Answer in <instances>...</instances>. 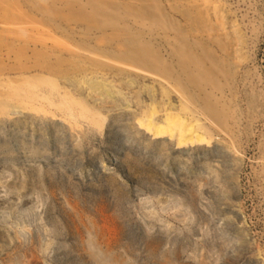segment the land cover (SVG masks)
Wrapping results in <instances>:
<instances>
[{"label": "rangeland", "instance_id": "obj_1", "mask_svg": "<svg viewBox=\"0 0 264 264\" xmlns=\"http://www.w3.org/2000/svg\"><path fill=\"white\" fill-rule=\"evenodd\" d=\"M93 1L70 0L60 17L50 14L64 41L55 48L47 22H41L47 31L39 24L35 33L31 23L2 21L0 34L38 39L30 40L27 56L42 54L45 45L63 68L76 54L84 65L116 69L124 51L157 50L188 84L196 98L191 106L205 111L212 123L202 120L216 138L208 148L174 149L167 138L135 127L132 103L101 112L102 128L80 124L28 99L33 92L13 69L14 93L0 86V101L5 94L14 104L0 109V264H264V0ZM118 2L123 10L115 9ZM64 29L75 32L72 43ZM73 42L108 53L80 54ZM149 69V77L129 76L153 86L155 103L179 106L182 95L167 84L178 87L175 77ZM213 104L220 117L207 113ZM108 128L115 134L112 150Z\"/></svg>", "mask_w": 264, "mask_h": 264}, {"label": "bare ground", "instance_id": "obj_2", "mask_svg": "<svg viewBox=\"0 0 264 264\" xmlns=\"http://www.w3.org/2000/svg\"><path fill=\"white\" fill-rule=\"evenodd\" d=\"M69 1L70 0H0V22H2V21L3 22L9 21L12 23L13 22L14 23L19 22V24L20 23L27 24L28 26L32 24L33 26H31V27H33V28H31L30 26L28 28L35 30V33H36V31L37 32L39 31V24L42 26V27H40V30L44 28V26H43V24H41V22H47L46 24L48 26L50 25L53 28L52 29V28L48 27L51 29V30L49 29L48 32L49 33L52 32V35H49V37L50 36L52 37V39L50 40V43L53 41L52 45L51 44L50 45H51V47L55 48V47H57L55 45L62 44L63 38L56 35L57 31L58 32L61 31L59 29L60 26L56 25V23L53 22L56 17L52 18L50 16V14H52L54 16L57 15L60 17L62 12H63V10L60 7L63 6L64 2L69 3ZM84 1L88 2V4L91 6L95 2L93 0H91V1L84 0ZM96 1H98V0H96ZM162 1L168 2V0H162ZM176 2L177 1H175V3ZM167 5H169V4L167 3ZM117 7H115V9L123 10L120 8L121 5L119 4V2L117 4ZM170 7L171 6H169V9H170ZM171 9H172V7H171ZM172 10H174V9H172ZM186 13H189V12L186 11ZM146 14H147L146 15L147 17H145V19L151 20L153 18L152 14L150 12L147 11ZM162 15L163 14H160L159 19L156 16L159 21H161V19L164 17ZM39 16H40V18H39ZM14 23H13V25H14ZM29 23H31V24H29ZM3 27H1V31H2ZM18 29H20V27ZM18 29H17V32L18 31L22 32V30H18ZM23 30H24V27H23ZM43 30H46V29H43ZM62 31L65 32V34L61 33V35L65 37V40L67 42L72 43V38H74L75 32H70L69 29H68V31H66L65 29ZM116 31H118V30H116ZM10 33H13V31ZM14 33H16V32H14ZM18 33H17V35L21 34V33H19V34ZM23 33H25V32H23ZM30 33H31V31H30ZM40 33H42V32H39L37 34L40 35ZM43 33H45V32H43ZM37 34H35V35H37ZM14 35H16V34H14ZM22 35H25V34H22ZM45 35L48 36V34H46V33H45ZM6 36L7 35L0 34V48H1V46H3V44L6 45L4 53L0 49V86L1 87L7 86V89H9V94H13L14 93L13 91L16 87L13 83L15 78H13L12 76H8V74L13 69L16 68L18 70L16 73L18 75L17 78L21 81V84H23L31 92V95L33 92L34 96L32 95L31 97H28V99L31 98L32 100L34 99L35 101H40V102H42L43 105L45 104L47 107H53V108L55 107V108H57L56 110L58 112H60V113H62V115H64L63 117H71V119L74 121L78 119L80 124L82 123V121L83 122L86 121V122H89V124L95 123L97 125L96 128H99V127L102 128V126L105 125V123H106V121H105L106 115L104 117L103 116L101 117L100 116L101 112H104L106 110L108 112V114H110L109 113L110 111L112 112V111L117 110V109H121V108L124 109L125 108V110H126L127 107H129V105L132 103V106L135 107V110L132 109L130 111H133V113H134V115H132V116H134L133 118H134V123L136 125L135 127L142 130L144 133H146V135H149L153 139L167 138V140H170V143L172 144L174 149L192 148V147H201V146L208 148L211 146L214 139L216 138L215 134H213L212 128L207 126L208 124L202 120L201 115H203V117H205L203 119H207L209 121L208 123H212L206 117L205 111L201 107H198V110H196L197 108L195 109L194 106L193 107L191 106L190 103L194 104V101H196L195 100L196 98H195L194 94H191L192 92H189L188 84H186L183 80L178 78V76H177L178 74L176 72H175L176 76H174L173 68L170 65H167L166 63L162 62V57L160 56V53L157 50L147 49L146 51H144L143 47L141 45H139L138 48L133 47L130 50L122 52L121 56L117 58V61L115 58L116 62L115 61L114 62L116 64L115 63H113V64L116 65V69H112L111 66L107 67L108 65L103 66V67L84 65V63L81 60H77L76 55L79 56V54L75 53L77 50L81 49V48H79L80 46L75 44V42H73V44L75 46H78V48L73 46V48L75 47V49H77V50H75V49L71 50L72 47H69L68 46L69 43H67L66 47L68 46L69 48L68 47L67 48L69 50H67V48L65 47L66 50L68 52L70 50H71L70 52L74 51V53L76 55L74 54L75 56L72 57V59L67 62L68 63L67 67L63 68L61 65H58V61L60 58L58 56H56L54 52H51V49L46 47L45 45L43 46V48L46 50L43 51L42 54L36 55L34 53V56L33 55L27 56V53H28L27 49H29V47H28L29 42H30V40H35V39L25 40V41L21 42V39L19 37L18 38L16 37L17 39H7ZM8 36H9V34H8ZM27 36H28V34L26 35V37ZM26 37H24V38H26ZM29 37H33V38L35 37L37 39V37L34 36V34H33V36H29ZM12 38H14V37H12ZM38 38H40V37H38ZM26 39H29V38H26ZM42 39H44V37H42ZM42 39L40 40L41 43H43ZM86 40H87V38H86ZM35 41H38V39ZM44 41H45V39H44ZM31 42H34V41H31ZM239 42H240V40H239ZM22 43L24 45H22ZM63 43H64V41H63ZM83 46H85V45H83ZM149 46L152 47V45H149ZM85 47H87V46H85ZM229 47H231V46H229ZM63 48H64V46H63ZM107 49H109V48H107V47L103 48L102 47L100 49L98 47L94 48V47L89 45V47H87L86 50L90 55H95V56L101 55V56H103L102 54H104L105 52L108 53ZM17 50H18V52H17ZM82 50H84V49H81V51ZM86 50H84V53H86L85 52ZM232 50L234 51V49H232ZM56 51H58V50H56ZM81 51L79 50L77 52L80 53ZM36 52H37V50H36ZM115 52H117V51H115ZM236 52H237V50H236ZM82 53L83 52H81L80 54H82ZM88 53H86V54L88 55ZM110 54H108V56ZM51 55L54 56V59H55L54 61L56 64H53L54 62H51V59H53ZM109 57H113V54H111V56H109ZM106 59L109 60L107 57H106ZM7 60L10 61V63H7ZM88 60H90V59H87V61ZM99 60H100V58H99ZM236 60H237V58H236ZM101 61H102V59H101ZM110 61H112V60H110ZM89 62H91V60ZM129 62L133 65V68H128V67H131V66H128ZM98 63H100V62H98ZM107 64H109V63L107 62ZM234 64H235V62H234ZM149 67H151L152 69L155 67V69H157L156 71L162 72L163 74L168 75L171 78L175 77L174 80L177 81L178 87H180L182 89V92H180L181 90L178 89L177 86L174 87L173 84L169 85V82H167V84H168V88L170 91H173L172 88H175L180 93V95H182V96H180L181 97V99H180L181 104L179 106L177 104H172L171 102L155 103L154 102L155 95L153 92L154 91L153 86H151V88H150V87H147V85H145L144 83L142 84V82L140 81L138 76H136V77H130L129 76V74H131V72H132L135 75H142V76L146 75L149 77V75H153L150 72ZM33 70L37 71L36 74H28L30 71H33ZM153 78L154 77L151 76V79H153ZM158 78H160V76ZM160 79H163V78H160ZM160 79H158V80H160ZM172 81H173V79H172ZM160 82L163 83V80L162 81L160 80ZM164 83H165V81H164ZM133 87H136L137 90L136 91L132 90ZM158 88H159V86H158ZM166 89L167 88H164L165 91H161V94H162V92H165L164 93L165 98L168 100L170 93L168 94V92H166V91H168V89L167 90ZM146 95H148L149 100H150V104L148 103L149 105L147 107L145 105H143V96H146ZM8 98H9V96H5V94H4V96L2 97V100L0 101L1 102L0 105H2L4 107V109H2V107H0V109L2 111L9 110L8 108L6 109V106L8 104L7 102H9V104H10L8 106L9 108L12 109L14 107L13 106L14 104H11V101L7 100ZM177 98H179V97H177ZM25 106H28V104L26 105V102H25ZM223 108H224L223 109L224 113L227 112V107L225 104H224ZM218 109H217V106H215V104H213V105H210L206 109L209 112H207V111L206 112L210 113L212 115V118H214L217 115L220 117L221 114H219V111L221 113V110H218ZM41 110H43V108ZM14 111H15V109H14ZM14 111L13 112L11 111V114H13ZM128 111H129V108H128ZM38 112H40V111H38ZM44 112H45V110H44ZM107 112H105V113H107ZM133 113H131V114H133ZM159 113L160 114L163 113V115L161 114L162 116L160 117V116H158ZM210 114H209V116H210ZM47 115H49V114L47 113ZM50 115H52V114H50ZM225 116L227 117V113H225ZM2 117H4V116H2ZM226 117H224V120H222L223 121L222 126L224 129H226V127H227L226 126V123H227ZM209 118H211V117H209ZM130 119H132V117ZM130 121H132V120H130ZM224 123H225V125H224ZM215 127H217V126H215ZM218 131H219V129H218ZM114 135L115 134L113 131H111V128H108V136H109V141H110L108 147H111V150L115 148V146H114V144H115ZM230 149H228V150H230ZM225 150H227V149L225 148ZM222 151H223V149H222ZM113 156H115L114 153H113ZM112 161H115L114 158L112 159ZM237 161H234V162H237ZM232 181H234V180H232ZM232 183H234V182H232Z\"/></svg>", "mask_w": 264, "mask_h": 264}]
</instances>
